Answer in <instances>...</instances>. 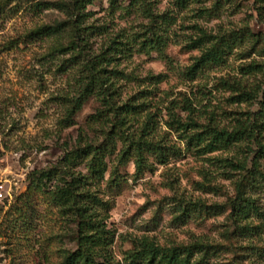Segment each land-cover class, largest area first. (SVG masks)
<instances>
[{"label":"trees","instance_id":"1","mask_svg":"<svg viewBox=\"0 0 264 264\" xmlns=\"http://www.w3.org/2000/svg\"><path fill=\"white\" fill-rule=\"evenodd\" d=\"M188 1L176 3L183 9L189 7ZM257 1L263 9L264 0ZM91 3L93 0L50 4L76 16L71 29L74 40L60 49L72 52L69 61L76 69L73 85L68 84L59 96L64 108L61 125H75L77 112L95 98L99 107L86 125L103 140L91 139L81 130L78 143L66 154L69 165L82 156L86 172L58 165L32 170L28 188L19 197L22 202L17 213L24 206H32L37 196L55 210L64 230L57 237L62 243L64 236L69 237L74 245L67 248L63 243V248H58L61 264H211L212 257L221 251L215 248L217 244L199 240L162 245L149 236L132 238V248L124 250L122 260H118L113 248L116 234L107 222L99 190L108 172L107 157L113 152H118L122 164L133 161L138 179L154 173L159 166L191 156L209 163L202 173L203 184L209 183L210 191L218 193L223 188L216 182L220 178L230 182L233 190L228 198V239L236 236L244 243L250 264H264V60L247 61L256 52L257 34L251 30L242 35L234 31L229 36L227 32L213 34L195 22L188 26L191 34L186 33L182 40L187 48L199 50L192 63L181 66L169 60L165 73L139 78L120 67L135 55H150L161 49L171 39L179 43L177 16L172 11L155 13L148 0H131L129 13L143 9L151 22L113 29L106 34L102 50L89 51L85 30L94 33L97 29L102 35L113 27L109 23L115 22L112 19L97 27L78 25L90 15L87 6ZM111 6L114 8V4ZM116 12L114 9L113 14ZM64 23L44 26L33 33L42 37L58 34L65 29ZM239 47L245 49L236 58L242 61L233 68L234 73L212 75L215 67L228 64ZM172 76L176 84L162 88L161 84H169ZM131 83L135 86H129ZM187 207L182 218L188 215ZM27 212L24 209L19 219L11 220L15 231L32 227L20 226Z\"/></svg>","mask_w":264,"mask_h":264},{"label":"rangeland","instance_id":"2","mask_svg":"<svg viewBox=\"0 0 264 264\" xmlns=\"http://www.w3.org/2000/svg\"><path fill=\"white\" fill-rule=\"evenodd\" d=\"M72 1L0 0V186L4 194L0 197V264H61L62 253L58 248L64 244L67 248L74 247L69 237L64 236V244L60 242L57 236L64 231L63 221L41 196L34 199L32 206L23 207L28 212L20 219V226L31 228L15 231L14 221L12 227L10 224L23 212L17 213L22 202L19 197L28 188V174L32 170L58 165L86 172L82 156L69 165L66 154L78 143L81 130L91 139L103 140L86 125L88 117L99 107L95 98L77 112L75 125L67 128L61 125L64 108L59 96L68 89V84L73 85L76 69H72L69 61L72 52L60 49L74 40L71 29L76 16L71 17L64 8L51 7L50 3ZM148 1L155 13L172 11L177 16L180 41L171 39L150 55H135L120 67L127 74L144 78L150 73H165L169 60L181 66L191 64L199 50L187 48L182 40L186 33L191 34L188 26L195 22L213 34L234 31L242 35L251 30L257 34L256 52L247 61L264 60L259 55L264 50V8L260 9L263 6L260 1L189 0V7L183 9L176 0ZM130 2L93 0L87 6L90 15L78 22L82 28L102 26L115 19L109 23L114 28L102 35L97 34V29L94 33L85 30L89 51L102 50L106 34L113 29L151 22L143 9H132L129 13ZM47 4L50 8H46ZM63 21L66 27L58 34L42 37L33 33ZM183 26L185 29H180ZM244 49L235 48L228 64L215 67L212 75L233 74V68L242 61L236 58ZM176 82L172 76L169 84L164 82L161 86L169 88ZM117 155L118 152H113L107 157L108 172L99 190L107 222L116 234L113 248L118 260H122L124 250L132 248V238L149 236L162 245L209 241L221 250L212 257L211 264H250L244 243L236 236L228 239L227 229L231 225L228 198L233 187L222 178L216 181L223 186L218 193L209 190V183L204 186L202 172L209 168L208 162L191 156L180 158L138 179L133 161L122 164ZM186 202H190L188 207ZM185 207L188 215L182 218Z\"/></svg>","mask_w":264,"mask_h":264},{"label":"built area","instance_id":"3","mask_svg":"<svg viewBox=\"0 0 264 264\" xmlns=\"http://www.w3.org/2000/svg\"><path fill=\"white\" fill-rule=\"evenodd\" d=\"M3 186H0V197H3Z\"/></svg>","mask_w":264,"mask_h":264}]
</instances>
